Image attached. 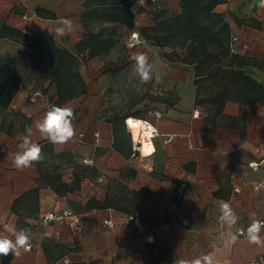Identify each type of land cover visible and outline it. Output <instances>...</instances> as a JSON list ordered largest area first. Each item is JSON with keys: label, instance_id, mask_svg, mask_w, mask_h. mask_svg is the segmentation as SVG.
Instances as JSON below:
<instances>
[{"label": "crops", "instance_id": "crops-1", "mask_svg": "<svg viewBox=\"0 0 264 264\" xmlns=\"http://www.w3.org/2000/svg\"><path fill=\"white\" fill-rule=\"evenodd\" d=\"M87 1L0 0V33L8 27L39 35L69 52L93 33L107 48L91 58L88 50L79 54L78 72L86 94L64 104L74 109L76 135L57 145L35 128L57 100L54 84L28 66L30 50L23 43L0 37V92L13 91L10 104L0 107V233L14 239V230L27 227L36 234L31 250L0 256V264H64L65 258L70 264H173L175 259L208 253L217 264H264V245L250 244L241 236L236 244L229 242L237 229L247 228L253 213L264 219V105L228 101L220 116L207 120L208 105L197 103L198 91L199 99L210 94L203 90L207 84L198 87L194 66L168 61L163 56L167 48L142 36L134 49H128L132 31L119 33V24L94 19L85 27L81 17ZM236 1L239 6L234 10ZM160 4L170 14L180 12L178 0H160ZM149 9L145 0L134 6L137 28L151 24ZM215 11L229 23L231 35L248 46L246 54L235 56L232 63L264 87V0H227ZM60 17L74 26L63 37L55 33ZM138 53L148 55L153 64L148 83L134 71ZM42 81L48 89L39 87ZM122 85L144 87L140 104L119 115L148 119L157 128L155 152L148 157H125L114 148V130L107 120L109 102L119 99ZM145 106L150 109L146 114ZM155 112L163 117L157 119ZM24 135L41 146L50 145L55 155L63 157L42 150L43 162L17 169L13 153ZM167 137L174 140L165 144ZM84 159L94 162L85 165ZM93 170L97 178L89 175ZM52 181L75 190L58 193ZM108 196L118 200L121 209L86 206L91 199L104 202ZM220 200L229 202L241 218L235 227L221 220ZM64 211L72 215L43 221L47 214ZM129 216L134 220L129 221ZM179 217L188 219L191 227L178 225ZM106 219L116 227L108 229L103 224Z\"/></svg>", "mask_w": 264, "mask_h": 264}, {"label": "trees", "instance_id": "trees-1", "mask_svg": "<svg viewBox=\"0 0 264 264\" xmlns=\"http://www.w3.org/2000/svg\"><path fill=\"white\" fill-rule=\"evenodd\" d=\"M139 1L88 0L85 2L86 11L81 17L82 23L87 27L88 22L96 19L119 24L130 31L137 30L146 40L158 47L167 48L168 51L163 53V56L168 61L194 66L198 87L201 83L214 87V91L210 89L211 94L204 99H199L198 91L197 103L208 105L207 120L220 116L228 101H237L243 105H264V87L232 63L238 57L229 54L230 25L222 14L215 11L217 6L225 4L227 0H178L180 12L177 14H170L162 7L160 0L156 4L145 0L150 7L152 22L147 27L137 28L133 8ZM0 37L23 43L30 50L26 59L28 66L43 78L51 80L57 95L53 105L58 106L86 94L85 83L78 72L81 64L79 54L88 50V56L91 58L107 49L100 36L93 33L82 38L75 46V52L49 44L39 35L29 36L8 27H3ZM239 63L242 61L239 60ZM12 96V88L7 93L0 92V107L6 108ZM163 101L171 105L168 100ZM127 118L112 113L107 120L113 126L114 148L125 157H130L133 154V144L125 126ZM125 145L129 147L124 150ZM50 147L44 145L42 150L57 158L63 157L55 155ZM89 175L98 177L94 170ZM75 178L79 180V174ZM51 186L58 193L62 189L75 190L74 187L60 182L56 184L52 181ZM117 201L108 196L104 202L91 199L86 206L89 209H121Z\"/></svg>", "mask_w": 264, "mask_h": 264}, {"label": "clouds", "instance_id": "clouds-1", "mask_svg": "<svg viewBox=\"0 0 264 264\" xmlns=\"http://www.w3.org/2000/svg\"><path fill=\"white\" fill-rule=\"evenodd\" d=\"M57 27L55 33L57 36H65L74 30L73 23L70 19L60 17L55 21ZM134 38H138L139 34L134 33ZM134 71L143 83H148L153 79L154 67L150 62L148 55L138 53L135 56ZM75 115L74 109L69 105H50L44 116L35 122V128L52 144L63 145L72 140L75 135ZM130 123H134L137 127H144L149 137L156 135L157 130L147 121H141L136 118H129ZM31 132V127L28 129ZM155 152L152 144L146 145V155ZM45 159L42 152V146L34 142L29 135H24L18 144V150L13 153V164L17 169L31 168L36 163H41ZM85 163L90 161L85 160ZM221 212V220L229 227H235L241 219L233 210L231 204L227 201H218ZM264 219L257 218L253 213L251 223L246 229H237L236 233L230 235V243L236 244L239 235H244L248 242L253 245H264ZM14 239L0 233V256L6 257L9 253L20 255V250H30L32 240L35 237L31 228H20L13 232ZM149 243L153 242V238H148ZM173 264H217L213 254L208 253L193 259H175Z\"/></svg>", "mask_w": 264, "mask_h": 264}, {"label": "built area", "instance_id": "built-area-1", "mask_svg": "<svg viewBox=\"0 0 264 264\" xmlns=\"http://www.w3.org/2000/svg\"><path fill=\"white\" fill-rule=\"evenodd\" d=\"M158 1L159 0H151V2L153 4L158 3ZM24 18L27 19V15H25ZM134 33H138L139 34L138 31H132L130 33L129 40L127 42L128 49H134L136 47V45H138V43L141 41L140 34H139V37L138 38H134V35H133ZM247 51H248V46L246 44H244L239 37L231 35V38H230V41H229V54H230V56H244ZM199 115H200V110H198V109L197 110H194L193 116L197 118V117H199ZM155 117L157 119H160V118L163 117V115L160 112H155ZM129 118L130 117H128L126 119L125 123H126V128L128 130L129 136L132 139L133 154L136 155V153L138 151V153H139L138 155H141V148H142V145H143V140L146 143H149V144H152L153 145V140L158 136V130H157V128L154 126V124L150 120H148V119H141V118H138V117H134L133 116L131 118H136V119L141 120V121H147V122H149L152 125V127H154L157 130L156 135H154L153 137L150 138L149 135L146 133L145 128L141 126L140 127V138H137L136 139L133 136V132H132L131 125L128 124ZM82 138H83V134L79 135V139L82 140ZM173 140H174V137H167L164 143L165 144H168V143H171ZM137 144H139L140 146H138ZM141 156H143V155H141ZM85 160L90 161V163H85L84 162ZM93 162L94 161L92 159H84L83 160V164H85V165H92ZM258 167H259L258 164H252L251 165V168L254 169V170L258 169ZM256 189H257V187H256ZM239 191H240V188L237 187L235 189V192L238 193ZM71 215H72V213L69 212V211H64L61 215H56V214L50 213V214H47L46 216H44L43 221H45V222L60 221L64 217H68V216H71ZM128 220L129 221H132V220H134V217L133 216H129L128 217ZM103 224L108 229H113V228L116 227V223L113 222L112 220H109V219L104 220L103 221ZM177 224L180 225V226H182V227H184V228H188V229L191 227V222L188 219L184 218V217H179L177 219ZM239 236L245 237L244 235H239ZM70 262L71 261L69 259H67V258H65L63 260V263L64 264H70Z\"/></svg>", "mask_w": 264, "mask_h": 264}, {"label": "rangeland", "instance_id": "rangeland-1", "mask_svg": "<svg viewBox=\"0 0 264 264\" xmlns=\"http://www.w3.org/2000/svg\"><path fill=\"white\" fill-rule=\"evenodd\" d=\"M238 6H239L238 2L237 1L234 2V5H233L234 10H236ZM117 27H118L119 33H124V31L130 32V30L120 25ZM39 87L41 89H48L47 87L45 88V82L43 81L41 84H39ZM143 88H144L143 86H138V85H122L120 87L118 86V92L121 96H119V99L109 102V110L111 114L112 113H117V114L122 113L124 115L128 111L129 108H132L136 106L137 104H140L138 100L142 98ZM210 89L214 91V87H212V85L207 84L203 86V90L205 92L207 90L206 92L207 94H211V92H209ZM142 109H143V112H145V114L150 111L149 106H145V108L143 107Z\"/></svg>", "mask_w": 264, "mask_h": 264}, {"label": "bare ground", "instance_id": "bare-ground-1", "mask_svg": "<svg viewBox=\"0 0 264 264\" xmlns=\"http://www.w3.org/2000/svg\"><path fill=\"white\" fill-rule=\"evenodd\" d=\"M129 125H131L132 127V132H133V136L137 139V138H140V127H137L134 123H130L128 122ZM144 135V134H143ZM149 144V143H146L144 140H143V145H142V148H141V155H143L144 157H148L150 156L151 154H147L146 155V145Z\"/></svg>", "mask_w": 264, "mask_h": 264}, {"label": "water", "instance_id": "water-1", "mask_svg": "<svg viewBox=\"0 0 264 264\" xmlns=\"http://www.w3.org/2000/svg\"><path fill=\"white\" fill-rule=\"evenodd\" d=\"M137 145H138V146H140L139 144H137ZM136 154H137V155L139 154V153H138V151H137V153H136Z\"/></svg>", "mask_w": 264, "mask_h": 264}]
</instances>
